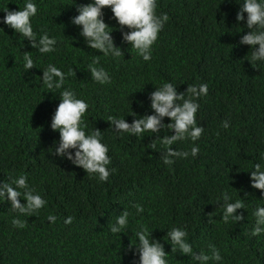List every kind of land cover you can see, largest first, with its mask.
Segmentation results:
<instances>
[{
  "label": "trees",
  "instance_id": "obj_1",
  "mask_svg": "<svg viewBox=\"0 0 264 264\" xmlns=\"http://www.w3.org/2000/svg\"><path fill=\"white\" fill-rule=\"evenodd\" d=\"M26 2L0 0V183L26 174L27 183L47 203L26 216L0 198V264H138L139 256L129 245L138 242L135 232L141 224L164 245L167 264H200L171 251L167 232L173 227L187 231L196 253L210 255L209 244L219 249L223 259L207 264H264V233L251 234L256 226L253 212L264 207V193L253 189L250 179L255 164L264 171V61H256L258 68H253L248 61L252 46L240 43L250 31L247 13L244 21L236 20L244 0H156L157 15L166 13L169 20L149 61L123 42L110 8L103 9L104 20L124 56H104L87 46L71 19L78 15L77 5L92 0H31L38 9L31 18L37 40L47 32L57 41L54 52L42 54L3 23L4 10L18 11ZM25 52L35 64L28 71ZM96 56L97 67L108 72L111 83L91 79L88 65ZM49 64L65 73L63 88L50 90L42 84ZM164 82H171L177 92L202 83L209 89L197 100L196 123L204 131L194 142L186 139L171 146L189 152L187 158H172V165L164 164L163 145L153 133H119L108 121L115 116L131 124L134 112L153 114L150 93ZM64 89L88 103L86 132L102 131L111 158L106 182L53 155L59 131L51 129V122ZM226 120L227 129L222 127ZM163 123H171L170 118ZM173 134L167 128L160 132L161 137ZM193 146H199L195 157ZM68 151L75 156V149ZM225 192L230 202H244L245 209L235 213L243 214L242 221L221 219ZM20 203H26L23 197ZM137 204L142 213L133 206ZM125 209L128 224L113 234L110 226ZM49 215L56 216L55 223ZM69 216L73 222L65 224ZM13 218L26 221V227H14Z\"/></svg>",
  "mask_w": 264,
  "mask_h": 264
},
{
  "label": "clouds",
  "instance_id": "obj_2",
  "mask_svg": "<svg viewBox=\"0 0 264 264\" xmlns=\"http://www.w3.org/2000/svg\"><path fill=\"white\" fill-rule=\"evenodd\" d=\"M104 8H110L115 19L120 26L123 42H126L137 51L143 60L149 61L152 58L151 49L158 39V34L164 28L169 20L166 13L157 15L156 0H92L87 4L77 5L78 15L72 17L71 23L81 28L80 35L85 39L89 48L95 49L104 56L121 57L124 52L120 47L115 46L114 38L109 31V25L104 20ZM5 16L3 23L14 29L16 33L26 38L34 49L40 53H51L56 50L57 41L50 38L47 32L37 40V34L33 31L31 18L37 14V6L28 0L25 6L18 10H4ZM247 13L246 27L250 30L242 36L241 44L251 45L252 56L248 60L253 68L256 61H264V2L261 0H244L243 4L236 14L237 22L245 20L244 14ZM127 28L128 31L124 29ZM259 46L258 48L256 46ZM24 67L28 71L35 67L34 61L29 52H25L23 57ZM100 63V57H93L92 63L88 65L91 79L99 84L111 83V77L103 67H97ZM73 70L69 71V75ZM42 84L48 89H61L64 86L66 75L63 71L53 64H49L43 70L41 77ZM208 85L205 83L199 85H188L186 92H177L176 87L171 82H164L159 88L150 93L151 109L153 114L138 116L135 112L130 114L134 117L131 124L126 122L125 118L109 116L108 121L114 131L119 133H129L134 136H141L145 132H151L155 140H159L163 145L162 159L164 164L172 165L174 157L187 158L189 152L172 150V145L178 141L191 139L193 142L198 140L204 127L196 123V113L199 108L197 100L201 96H207ZM187 96V98H186ZM60 103L55 109V115L52 117L51 129L59 131L58 146L54 147L53 155L66 157L74 165L82 166L87 174H96L100 181H107L110 176L108 165L111 158L107 155L109 148L102 143V131L95 128L91 132H86L88 127L84 120L85 113L89 105L83 99L77 98L74 91L64 89L60 93ZM170 118L171 123L164 124L163 119ZM222 127L227 129L229 122H223ZM167 128L174 131L173 135L160 136V132ZM156 145L153 143L152 148ZM75 149V156L68 151ZM199 153V146L191 147V155L195 157ZM112 171H115L113 169ZM251 187L259 189L264 193V171L260 164L254 165V170L250 172ZM26 174H21L11 183H0V198H4L11 204L14 212L26 216H32L33 213L42 209L47 201L37 194L35 189L27 183ZM13 184L15 187H13ZM18 189H23V192ZM248 194V193H245ZM26 201L20 203V198ZM224 201L223 213L221 219L227 223L229 220L240 222L244 219L243 214H235L237 209H245L242 200L230 202L231 197L227 192L221 197ZM219 199V198H218ZM137 212L142 213L143 207L139 204L133 205ZM210 215L212 213H209ZM130 213L125 211L120 214L116 223L110 226L113 234L122 233L128 224ZM253 215L256 217V226L252 230L253 236H259L264 233V207L258 206ZM49 221L55 223L56 216L49 215ZM73 217L69 216L64 220L65 224H71ZM12 225L18 228H25L26 221L13 218ZM138 238L137 243H130L129 250L135 249L134 255L139 256L138 264H167V252L164 245L156 239H153L152 232L148 231L146 225L141 224L135 232ZM167 236L172 245V252L179 250L183 255L190 256L194 261L200 264H207L208 261H221L223 258L220 251L214 244H209L210 255L201 251H193L191 244L187 241V231L178 227H173Z\"/></svg>",
  "mask_w": 264,
  "mask_h": 264
}]
</instances>
